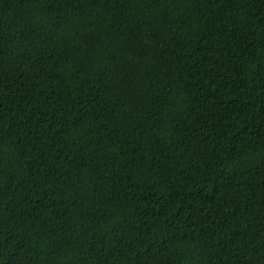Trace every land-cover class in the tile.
<instances>
[{"label":"trees","instance_id":"trees-1","mask_svg":"<svg viewBox=\"0 0 264 264\" xmlns=\"http://www.w3.org/2000/svg\"><path fill=\"white\" fill-rule=\"evenodd\" d=\"M0 264H264V0H0Z\"/></svg>","mask_w":264,"mask_h":264}]
</instances>
